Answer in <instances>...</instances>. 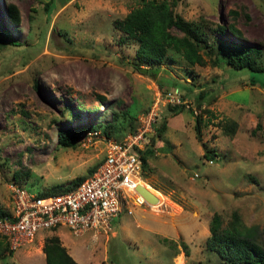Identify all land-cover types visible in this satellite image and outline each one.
Returning a JSON list of instances; mask_svg holds the SVG:
<instances>
[{
  "label": "rangeland",
  "instance_id": "374dc122",
  "mask_svg": "<svg viewBox=\"0 0 264 264\" xmlns=\"http://www.w3.org/2000/svg\"><path fill=\"white\" fill-rule=\"evenodd\" d=\"M137 2L0 0V209L11 206L10 181L46 195L90 174L103 138L119 140L131 117L136 126L160 90L177 88L184 100L181 108L157 104L155 126L165 127L152 137L144 182L136 189L142 196L144 183L141 191L154 202L144 198L147 205L132 206L106 232L75 237L59 227L15 250L0 238V264H45L41 247L50 236L76 264H223L203 243L213 212L224 222L235 216L236 226L264 245V71L233 69L223 49L210 48L222 25L220 39L258 48L264 66V0H176L173 12L206 40L202 65H189L172 50L149 65L135 59L136 40L118 43L121 32L112 21ZM205 51L219 63L212 65ZM201 88L206 95L198 107ZM198 116L211 160L193 137ZM71 127L81 135L75 146L57 145L56 132ZM121 226L129 228L126 235Z\"/></svg>",
  "mask_w": 264,
  "mask_h": 264
},
{
  "label": "trees",
  "instance_id": "16d2710c",
  "mask_svg": "<svg viewBox=\"0 0 264 264\" xmlns=\"http://www.w3.org/2000/svg\"><path fill=\"white\" fill-rule=\"evenodd\" d=\"M175 3L176 0H138L137 6L128 10L121 19H114L112 21V27L121 32L117 42L123 43L127 38L136 40L135 59L138 62H144L149 65L160 63L164 59L167 50H172L180 55L189 65H202L204 61L199 51L205 50L206 46L203 45V42L206 43V40L201 36L195 25L182 20L179 15L173 12L172 8ZM43 6L47 9L49 6L48 2H45ZM8 10L10 17L15 19L16 12L13 7H9ZM230 14L232 17H235L237 13L235 10H231ZM244 16L246 17V15ZM172 29L177 30L180 35L171 32ZM231 30L237 33L234 27H231ZM215 31L217 34L213 36L214 46L212 45L210 48H215L216 52H220L222 49L225 51V64L233 69L247 68L251 71H264V66L260 65L257 61L261 57L258 48L230 39H220L218 35H222L224 32L222 25H217ZM206 53L208 54V51H205ZM208 56L212 65L219 63L216 55L208 54ZM174 89L178 90L177 88L162 89L160 92L163 94ZM178 95L181 103L170 105L171 108H181L183 106L184 100L179 90ZM196 95V105L199 107L201 105L200 102L203 101L201 98L206 95V92L201 88ZM99 98L104 99L101 96ZM176 113L177 111L172 114ZM134 121V117L128 119V131L134 130ZM199 123L200 118L198 116L195 118L193 125V137L197 142H201ZM164 127V122H161L155 127V133L152 137L160 136ZM253 133L254 130L251 131V134ZM79 134L78 129L75 127L59 130L56 132V143L61 147L73 148ZM113 135L111 137H114ZM152 137L150 138L151 144L154 139ZM200 145L204 149L202 157L206 160H211V153L206 150L202 142ZM151 152L152 149L149 148L140 154L142 180H144L142 171L146 166L147 155ZM84 177L72 183L70 187L74 186ZM246 179L250 183H258L252 175H247ZM50 190L59 192L64 189L54 186ZM6 214L7 210L0 209V217ZM235 221L236 217L233 216L230 221L224 222L219 213L213 212L208 222L209 234L203 242L205 249L215 253L219 262L223 264H264V245L254 240V234L242 232L234 223ZM0 238L3 240L1 236ZM41 251L44 255L45 264H76L65 252L64 247L60 245L56 236L46 238L43 241Z\"/></svg>",
  "mask_w": 264,
  "mask_h": 264
},
{
  "label": "built area",
  "instance_id": "2783aa9c",
  "mask_svg": "<svg viewBox=\"0 0 264 264\" xmlns=\"http://www.w3.org/2000/svg\"><path fill=\"white\" fill-rule=\"evenodd\" d=\"M160 102L181 103L178 90L156 93L150 109L137 118L134 130L119 140L104 137L102 156L96 167L74 186L39 195L10 181L6 188L11 206L7 214L0 217V236L7 247L15 250L29 243L38 232L59 227L75 237L91 230L106 232L120 213L130 215L132 206L147 205L136 191L138 183L144 182L140 154L152 146L150 138L155 133L156 109Z\"/></svg>",
  "mask_w": 264,
  "mask_h": 264
},
{
  "label": "bare ground",
  "instance_id": "6f19581e",
  "mask_svg": "<svg viewBox=\"0 0 264 264\" xmlns=\"http://www.w3.org/2000/svg\"><path fill=\"white\" fill-rule=\"evenodd\" d=\"M140 184H141V182L138 183V185H140ZM139 191H140V193H142L143 198H145L146 200H149L150 202L155 201L154 198L152 197V195L150 194V192H148V191L144 192V191H141V189Z\"/></svg>",
  "mask_w": 264,
  "mask_h": 264
},
{
  "label": "crops",
  "instance_id": "0c3cea01",
  "mask_svg": "<svg viewBox=\"0 0 264 264\" xmlns=\"http://www.w3.org/2000/svg\"><path fill=\"white\" fill-rule=\"evenodd\" d=\"M138 186H139V185H138ZM141 186H143V184H142ZM141 186H140V189H141ZM140 189H139V190H140ZM121 214H122V213H120L119 216H120ZM119 216H118V217H119ZM118 217H117V218H118ZM120 217H121V216H120ZM115 219H116V218H115ZM115 221H116V220H115ZM115 221H114V222H115ZM128 224H129V223H128ZM121 227H122V230H123V231H122V234H125V235H126V234L128 233L129 228H127V227H125V226H124V227L121 226ZM171 260H172V257H171ZM172 261H173V260H172Z\"/></svg>",
  "mask_w": 264,
  "mask_h": 264
},
{
  "label": "water",
  "instance_id": "95a60500",
  "mask_svg": "<svg viewBox=\"0 0 264 264\" xmlns=\"http://www.w3.org/2000/svg\"><path fill=\"white\" fill-rule=\"evenodd\" d=\"M141 71L144 72L145 70L142 68ZM146 190H147V189H146ZM147 191H148V190H147ZM139 192H140V191H139ZM141 194H142V193H141Z\"/></svg>",
  "mask_w": 264,
  "mask_h": 264
}]
</instances>
